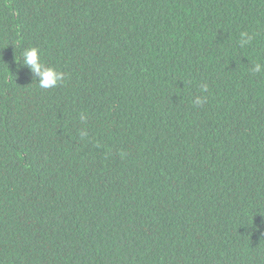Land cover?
<instances>
[{"label":"trees","instance_id":"1","mask_svg":"<svg viewBox=\"0 0 264 264\" xmlns=\"http://www.w3.org/2000/svg\"><path fill=\"white\" fill-rule=\"evenodd\" d=\"M257 63L264 0H0V264H264Z\"/></svg>","mask_w":264,"mask_h":264},{"label":"clouds","instance_id":"2","mask_svg":"<svg viewBox=\"0 0 264 264\" xmlns=\"http://www.w3.org/2000/svg\"><path fill=\"white\" fill-rule=\"evenodd\" d=\"M253 37L249 35L247 32L240 33V47L243 48L245 45L251 43ZM17 61V58H15ZM19 64L22 68H26L30 73L33 80L38 83V86L42 89H50L58 86L64 79L65 73L62 71H58L53 67L46 66L41 61L40 49L31 46L23 49L19 56ZM264 70V65L259 63L255 64L252 68V71L255 73H260ZM202 91L207 92L208 86L206 84L201 85ZM207 97L197 96L194 100L195 105H203L206 103ZM81 120H84L85 117L81 115ZM86 132H81V136H86Z\"/></svg>","mask_w":264,"mask_h":264}]
</instances>
